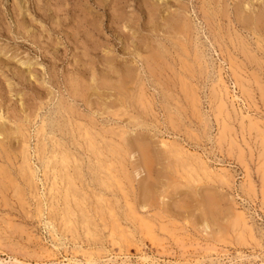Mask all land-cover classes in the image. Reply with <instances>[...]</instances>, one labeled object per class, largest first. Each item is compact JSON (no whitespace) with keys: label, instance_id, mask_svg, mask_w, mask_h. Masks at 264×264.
Masks as SVG:
<instances>
[{"label":"rangeland","instance_id":"obj_1","mask_svg":"<svg viewBox=\"0 0 264 264\" xmlns=\"http://www.w3.org/2000/svg\"><path fill=\"white\" fill-rule=\"evenodd\" d=\"M208 2L0 0V125L24 133L0 146V264L264 263V36L235 17L264 0Z\"/></svg>","mask_w":264,"mask_h":264},{"label":"bare ground","instance_id":"obj_2","mask_svg":"<svg viewBox=\"0 0 264 264\" xmlns=\"http://www.w3.org/2000/svg\"><path fill=\"white\" fill-rule=\"evenodd\" d=\"M166 1V0H165ZM209 2L208 3H206V4H211V3H213V5H214V0H208ZM163 2V1H162ZM203 2L205 3V0H203ZM207 2V1H206ZM259 2V1H258ZM166 3V2H165ZM217 3H218V1H217ZM203 4V3H202ZM203 5H205V4H203ZM183 6V5H182ZM187 7V6H186ZM204 7V6H203ZM214 7V6H213ZM213 7H212V9H213ZM230 7V6H229ZM164 8V7H163ZM205 8V7H204ZM207 8V7H206ZM205 8V9H206ZM235 8V7H234ZM240 8V7H239ZM244 8V7H243ZM209 9H210V7H209ZM208 9V10H209ZM216 9V8H215ZM214 9V10H215ZM163 10V9H162ZM207 10V9H206ZM217 11V10H216ZM218 11H219V9H218ZM177 12V11H176ZM186 12V11H185ZM203 12V11H202ZM208 13H210L211 14V12H209L208 11ZM214 13V12H213ZM212 13V14H213ZM206 14V13H205ZM210 14H208V15H210ZM219 17H221V18H227L228 16V14H227V12L226 11H222V13H220V11H219ZM230 14V13H229ZM161 15V14H160ZM218 15V14H217ZM216 15V16H217ZM232 15V14H231ZM119 16V15H118ZM181 16V15H180ZM179 16V17H180ZM214 16V15H213ZM123 17V16H122ZM215 17V16H214ZM235 17H236V20H237V22L239 23V24H241L242 25V27L244 28V29H242V30H245V29H248V28H250V27H255V31L258 33V34H261L262 36H264V10H260L258 13H256V16L255 17H253L251 14H250V12H247V11H241L240 9H237V10H235ZM115 18V17H114ZM118 18H120V17H118ZM117 18V19H118ZM168 18V17H167ZM176 18V17H175ZM189 18V17H188ZM208 18V17H207ZM180 19V18H179ZM213 19V18H212ZM120 20V19H119ZM181 20V19H180ZM209 20V19H208ZM217 20V19H216ZM218 20H220L219 18H218ZM217 20V21H218ZM230 20H232V19H230ZM152 21V20H151ZM174 21V20H173ZM216 21V22H217ZM223 21V20H222ZM226 21V20H225ZM191 22V21H190ZM189 22V23H190ZM210 23V22H209ZM213 23H214V21H213ZM232 23V22H231ZM171 24V23H170ZM218 25H219V23H217ZM175 25H176V29H175V31H177V33H178V35H183V36H185V34H187L188 33V29H187V26L186 25H184V23H176L175 22ZM211 25V24H210ZM151 26V25H150ZM191 26V25H190ZM212 26V25H211ZM220 26H222V25H220ZM230 26V25H229ZM236 26V25H235ZM175 27V26H174ZM216 28H217V26H215ZM169 28H171V27H169ZM172 29H173V27H172ZM192 29H194V28H192ZM214 29V28H213ZM167 30V29H166ZM209 30V29H208ZM212 30V29H211ZM217 30H218V28H217ZM196 31V30H195ZM221 31V30H220ZM212 32V31H211ZM214 32H216V30H214ZM218 32V31H217ZM176 33V34H177ZM197 33V32H196ZM219 33V32H218ZM217 33V36L219 35L220 36V34H218ZM249 33V32H248ZM254 33V32H253ZM241 34V33H240ZM246 34V33H245ZM171 35V34H170ZM194 35V34H193ZM197 35V34H196ZM214 35V34H213ZM257 35V34H256ZM169 36V35H168ZM167 36V37H168ZM177 36V35H176ZM175 37V36H174ZM182 37V36H181ZM212 37V36H211ZM224 37V36H223ZM229 37V40H231V44L234 46V41H233V39H231L230 38V36H228ZM236 37V36H235ZM180 38V37H179ZM192 38H193V36H192ZM217 38V37H216ZM262 38V37H261ZM237 39V38H236ZM211 40V39H210ZM186 41V40H185ZM216 41V40H215ZM220 41H221V39H220ZM247 41V40H246ZM262 41H263V39H262ZM184 42V41H183ZM217 42V41H216ZM244 42H245V40H244ZM243 42V39L240 41V43H241V53L243 54V55H246L247 54V52L244 50V49H246V47L244 46V43ZM191 43V42H190ZM193 43V42H192ZM198 43V42H197ZM211 43V42H210ZM221 43H222V41H221ZM228 43V42H227ZM238 43V42H237ZM257 43L259 44V48L261 47V45L260 44H262L261 43V40L260 39H258V41H257ZM155 44V43H154ZM159 44V43H158ZM226 44V43H225ZM230 44V43H229ZM249 44V43H248ZM157 45V44H156ZM155 45V46H156ZM197 45V44H196ZM223 45V44H222ZM227 45V44H226ZM263 45V44H262ZM154 46V47H155ZM169 46V45H168ZM173 46V45H172ZM185 45H183L182 47H184ZM189 46V45H188ZM187 46V47H188ZM224 46V45H223ZM249 46H251V45H249ZM157 47H159V46H157ZM163 47V46H162ZM178 47V46H177ZM197 47V46H196ZM203 47V46H202ZM236 47H237V45H236ZM170 48V47H169ZM198 48V47H197ZM205 48V47H204ZM227 48H229V47H227ZM251 48V47H250ZM258 48V47H257ZM160 49V48H159ZM163 49H164V47H163ZM174 49V48H173ZM203 49V48H202ZM237 50H238V47L236 48ZM249 49V48H248ZM247 49V50H248ZM157 50H158V48H157ZM161 50H162V48H161ZM184 50H186V49H184ZM183 50V51H184ZM206 50V49H205ZM236 50V51H237ZM146 51V50H145ZM176 51V50H175ZM177 51H179V50H177ZM199 50L197 49V52H198ZM227 51V50H226ZM234 51V50H233ZM147 52V51H146ZM159 52H160V50H159ZM163 51H161L160 53H156L155 55H153V58L156 60V61H161L162 60V55H161V53H162ZM171 52V51H170ZM180 52V51H179ZM184 52H186V51H184ZM195 52V51H194ZM229 52V51H228ZM251 52V51H250ZM164 53V52H163ZM189 53V52H188ZM193 53V52H192ZM198 53H200V52H198ZM205 53V52H204ZM230 53H231V51H230ZM239 53V52H238ZM237 53V54H238ZM229 54V53H228ZM261 54H263V53H261ZM139 55V54H138ZM259 55H260V53H259ZM264 55V54H263ZM164 56V55H163ZM182 56V55H181ZM187 56V55H186ZM185 56V57H186ZM200 56V54H198V57ZM205 56V55H204ZM247 56V55H246ZM190 57V56H189ZM195 57V56H194ZM196 57H197V55H196ZM222 57V56H221ZM224 57V56H223ZM252 58V57H251ZM167 59V58H166ZM190 59V58H189ZM192 59V58H191ZM195 59V58H194ZM193 59V60H194ZM229 59V58H228ZM198 60V59H197ZM200 60V59H199ZM199 60H198V62H199ZM233 60V59H232ZM245 60V59H244ZM252 60V59H251ZM175 61V60H174ZM201 61V60H200ZM248 61H250V60H248ZM198 62H197V64H198ZM202 62H204V61H202ZM234 62H236V61H234ZM252 62V61H251ZM201 63V62H200ZM231 63V65H234V63L231 61L230 62ZM248 63V62H247ZM255 63V62H254ZM256 63H258L257 61H256ZM108 64V63H107ZM132 64V63H131ZM180 64H181V62H180ZM196 64V65H197ZM246 64V63H245ZM250 64V63H249ZM248 64V65H249ZM27 65V64H26ZM170 65H172V64H170ZM195 65V64H194ZM194 65L191 63V65L190 64H188L186 61L183 63V66H182V68H184V70L185 71H190V70H193V67H194ZM230 65V66H231ZM247 65V64H246ZM259 65V64H258ZM29 66V65H28ZM179 66V65H178ZM243 66V65H242ZM252 66V65H251ZM127 67V66H126ZM180 67V66H179ZM244 67H246V66H244ZM128 68V67H127ZM178 68V67H177ZM259 68V67H258ZM264 68V67H263ZM207 69V68H206ZM223 69V68H222ZM120 70V69H119ZM172 70V69H171ZM165 71V70H164ZM260 71H262L261 69H260ZM175 72H176V70H175ZM199 72H200V70H199ZM113 73V72H112ZM179 73V72H178ZM181 73V72H180ZM264 75V74H263ZM186 76V75H185ZM159 77V76H158ZM105 78V77H104ZM114 78V77H113ZM246 78V77H245ZM110 79V78H109ZM115 79V78H114ZM129 79V78H128ZM108 80V79H107ZM255 80V79H254ZM130 81V80H129ZM196 81V80H195ZM102 82V81H101ZM259 82V81H258ZM130 83V82H129ZM138 83H139V81H138ZM220 83V82H219ZM247 83V82H246ZM249 83V82H248ZM107 84V83H106ZM78 85V84H77ZM86 85V84H85ZM105 85V84H104ZM117 85H118V82H117ZM134 85V84H133ZM252 85V84H251ZM99 86V85H98ZM102 86V85H101ZM113 86V85H112ZM112 86H111V89L110 90H112ZM119 86H121V84L119 85ZM123 86H125V84H123ZM123 86H121V87H123ZM226 86V85H225ZM87 87V86H86ZM103 88V87H102ZM95 89H96V87H95ZM98 89V88H97ZM215 89V88H214ZM133 90V89H132ZM81 91H83V90H81ZM93 91V90H92ZM107 91H108V89H107ZM106 91V92H107ZM119 91V90H118ZM135 91V90H134ZM189 91V90H188ZM75 92V91H74ZM112 92V91H111ZM121 92V91H120ZM137 92V91H136ZM144 93V92H143ZM74 94V93H73ZM84 94V93H83ZM140 94V93H139ZM100 95V94H99ZM100 96H102V95H100ZM116 96V95H115ZM187 96H188V94H187ZM194 96V95H193ZM148 97V96H147ZM92 98V97H91ZM104 98H105V95H104ZM125 98V97H124ZM123 98V99H124ZM100 99V98H99ZM189 99V98H188ZM196 99H198V98H195V97H192L191 98V100H190V104H191V106L194 108L195 107V104L197 103L196 101ZM86 100H87V98H86ZM109 100V99H108ZM129 100V99H128ZM134 101V100H133ZM109 102V101H108ZM129 102V101H128ZM130 102H131V100H130ZM119 103V102H118ZM125 103H127V102H125ZM149 103V102H148ZM128 104V103H127ZM131 104V103H130ZM133 105H131L130 107H132ZM104 107V106H103ZM226 107V106H225ZM68 108V107H67ZM70 108V107H69ZM142 108V107H141ZM227 108V107H226ZM72 109V108H71ZM103 109V108H102ZM195 109V108H194ZM220 109H222V107L220 108ZM70 111V110H69ZM190 111H191V109H190ZM147 112V111H146ZM222 112V111H221ZM60 113V112H59ZM69 113V112H68ZM96 113V112H95ZM169 113V112H168ZM180 113V112H179ZM63 114V113H62ZM75 114V113H74ZM64 115H65V113H64ZM58 116H60V115H58ZM144 116V115H143ZM67 118V117H66ZM62 119V118H61ZM78 119V118H77ZM29 122V121H28ZM65 122V121H64ZM73 122V121H72ZM85 122V121H84ZM90 122V121H89ZM244 122V121H243ZM66 123H67V120H66ZM259 123V122H258ZM74 124V123H73ZM5 126V125H4ZM4 126H2V125H0V137H2V141H0V146L2 147L3 145V143L2 142H4V141H11V137L14 139V138H16V139H19V138H24V133H23V129H22V127H20V126H18V127H16L14 130H6V128L4 127ZM44 127V126H43ZM73 128V127H72ZM93 128V127H92ZM9 129V128H8ZM11 129V128H10ZM43 130L44 129H42L41 131L43 132ZM59 130V129H58ZM40 131V130H39ZM27 132V131H26ZM72 132V131H71ZM83 133H84V131H83ZM90 133V132H89ZM76 135H77V133H76ZM14 136V137H13ZM97 136V135H96ZM27 137V136H26ZM51 137V136H50ZM87 137V139L88 140H86L85 138ZM82 138H84V140L86 141V143H87V145H88V149H89V151L90 152H92V155H94L95 156V161L97 160V161H99V158L101 157V156H103V154L101 153V152H99L98 150V148H96V146H95V144H96V142L95 141H93L91 138H90V135L87 133V132H85V135L82 137ZM75 139V138H74ZM24 141V140H23ZM27 141V140H26ZM80 141V140H79ZM101 141H102V139H101ZM6 142V143H7ZM94 142H95V144H94ZM99 142V141H98ZM25 143H27V142H25ZM47 143V142H46ZM63 143V142H62ZM72 143V142H71ZM164 143V142H163ZM23 144V143H22ZM21 144V145H22ZM73 144V143H72ZM9 145H10V143H9ZM51 145V144H50ZM64 145V144H63ZM109 145V144H108ZM111 145V144H110ZM165 147H167L166 146V144H163ZM75 146V145H74ZM117 146V145H116ZM173 146V145H172ZM25 147H26V145H25ZM24 147V148H25ZM111 147V146H110ZM56 148V147H55ZM174 148V147H173ZM6 149V148H5ZM11 149V148H10ZM166 149V148H165ZM7 150V149H6ZM26 150H28V147H27V149ZM69 150V149H68ZM101 150V149H100ZM7 151H9V149L7 150ZM23 151H25V150H23ZM104 151V150H103ZM108 151V150H107ZM167 151H169V150H167ZM174 151V157H175V164L177 163V167H178V169L177 170H179L180 168H182V169H184V164H185V161H184V159H183V152H182V150L181 149H178V148H176L175 147V149L173 150ZM43 152V151H42ZM45 152H46V150H45ZM87 152H88V150H87ZM110 152H111V155H113V156H120V152H119V150H115V149H112V151L110 150ZM26 153V152H25ZM48 153V152H47ZM56 153V152H55ZM61 153V152H60ZM13 154V153H12ZM16 154V153H15ZM43 154H45V153H43ZM42 154V155H43ZM8 155V154H7ZM41 155V156H42ZM85 155V154H84ZM185 155V154H184ZM3 156V155H2ZM25 156V155H24ZM58 156V155H57ZM69 156V155H68ZM109 156V155H108ZM5 157V156H4ZM27 157V156H26ZM61 157V156H60ZM127 157V156H126ZM25 158V157H24ZM55 158V157H54ZM124 158V157H123ZM173 158V157H172ZM44 159V158H43ZM48 159V158H47ZM46 159V160H47ZM57 159V158H56ZM61 162H62V164L61 165H63L64 167H67V164H69L68 163V160H69V157H67V156H62L61 158ZM101 159V158H100ZM116 159V158H115ZM143 159H144V165H145V167L147 168V171L148 170H151V168H152V161H151V159H149V157H148V155H147V151L146 150H143ZM51 160V159H50ZM112 160V159H111ZM6 161V160H5ZM24 161V165H25V168L23 169L22 167V169H23V171L24 172H22V175L20 174V172L21 171H17L18 172V175L19 176H21L22 177V180L24 181V183L26 184V183H29L30 184V179H31V176H32V174H31V172H30V168H29V166H28V161L27 160H23ZM48 161V160H47ZM56 161V160H55ZM81 161V160H80ZM84 161V160H83ZM13 162V161H12ZM51 162V161H50ZM73 162V161H72ZM78 162V161H77ZM3 163V162H2ZM43 163V162H42ZM41 163V164H42ZM74 163V162H73ZM98 163V162H97ZM50 164V163H49ZM54 164V163H53ZM81 165H82V163H81ZM187 165V164H186ZM10 166V165H9ZM60 166V165H59ZM91 166V165H90ZM198 166V165H197ZM205 166V165H204ZM46 167V166H45ZM78 167V166H77ZM52 168V167H51ZM145 168V169H146ZM45 169H47V168H45ZM68 169V168H67ZM83 169V168H82ZM90 169V168H89ZM29 171V173L27 174V171ZM69 170H70V168H69ZM79 170V169H78ZM98 170H99V172H101V173H105V172H107V171H109V168L107 167V163L105 162V161H102V162H100L99 161V167H98ZM190 170H192V169H190ZM210 170V169H209ZM112 171V170H111ZM117 171H118V169H117ZM55 172V171H54ZM66 172H67V170H66ZM76 172V171H75ZM78 173H79V171H77ZM96 172H98V171H96ZM198 172H199V170H198ZM63 173V172H62ZM202 173V172H201ZM204 173H205V175L206 176H208V173H207V171H206V169H204ZM48 174V173H47ZM90 174V173H89ZM109 174V173H108ZM118 174V173H117ZM200 174V173H199ZM221 174V173H220ZM0 175L2 176V178H4L5 180L7 179V176H6V171L4 170V166H3V168L2 167H0ZM17 175V176H18ZM56 175V174H55ZM83 175V174H82ZM102 175V174H101ZM123 175V174H122ZM150 175V174H149ZM189 175V174H188ZM91 176V175H90ZM93 176H94V174H93ZM97 176V175H96ZM100 176V175H99ZM196 176V175H195ZM210 176V175H209ZM79 177V176H78ZM103 176H101V178H102ZM81 178V177H80ZM86 178V177H85ZM100 178V179H101ZM190 178V177H189ZM212 178V177H211ZM9 179V178H8ZM96 179H98V178H96ZM122 179V178H121ZM120 179V180H121ZM59 180V179H58ZM60 180H61V178H60ZM66 180H67V184H69V188L66 190V193H65V200H66V202H65V204H67L68 203V199L69 198H73V199H75V201H78V199H77V196H80V195H76V193H75V190L73 191L72 190V186H74V185H71L72 183H73V179H72V177H69V176H66ZM78 180V179H77ZM80 180V179H79ZM90 180V179H89ZM94 180V179H93ZM107 180H108V178L105 176V177H103L100 181H102V184H104V182L106 181L107 182ZM111 180V179H110ZM126 180V179H125ZM22 181V182H23ZM55 181V180H54ZM95 181H97V180H95ZM5 182V181H4ZM9 182V181H8ZM64 182H66V181H64ZM63 182V183H64ZM82 182V181H81ZM105 182V183H106ZM111 182V181H110ZM129 182V181H128ZM10 183V182H9ZM95 183V182H94ZM118 183V182H117ZM197 183V182H196ZM18 184V183H17ZM54 184V183H53ZM62 183H60L59 184V186L61 185ZM98 184V183H97ZM28 185V184H27ZM32 185V184H31ZM52 185V184H51ZM88 185H89V183H88ZM105 185H107V184H105ZM56 186V185H55ZM95 186V185H94ZM103 186V185H102ZM118 186V185H117ZM26 187V186H25ZM29 187V186H28ZM75 187V186H74ZM105 187H109V186H105ZM111 188H112V186H110ZM103 188V187H102ZM30 189V188H29ZM58 189V188H57ZM76 189V188H75ZM104 189V188H103ZM103 189H102V191H103ZM17 190V189H16ZM52 191V190H51ZM110 192H111V190H110ZM58 193H60V192H58ZM79 193V192H78ZM105 193V192H104ZM54 194V193H53ZM149 194V193H148ZM22 195V194H21ZM23 197V196H22ZM21 197V199H23ZM84 198V197H83ZM85 199V198H84ZM99 199V198H98ZM106 199V198H105ZM79 200H80V198H79ZM83 200V199H82ZM101 200V199H100ZM149 200V199H148ZM117 201V200H116ZM104 202V201H103ZM63 203V202H62ZM74 203V202H73ZM83 204V203H85L84 201L82 202L81 200L79 201V203L78 204ZM64 204V203H63ZM75 204V203H74ZM104 204V203H103ZM57 205V204H56ZM127 205V204H126ZM68 206V205H67ZM78 206V205H77ZM76 206V207H77ZM112 206V205H111ZM73 207V206H72ZM82 207V206H81ZM117 207V206H116ZM68 208V207H67ZM70 208V207H69ZM77 208H79V207H77ZM101 208V207H100ZM100 210V209H99ZM65 211V210H64ZM63 211V212H64ZM67 211V210H66ZM87 211V210H86ZM131 211V210H130ZM132 212V211H131ZM133 213V212H132ZM130 214V215H133L134 216V213L133 214ZM66 215L65 216H67V217H72L73 216V211H71V209H68V211H67V213H65ZM96 215V214H95ZM80 217V216H79ZM127 217V216H126ZM65 219H66V217H64ZM74 218V217H73ZM81 218V217H80ZM64 219V220H65ZM85 219V218H84ZM142 219V218H141ZM54 220V219H53ZM70 220V219H69ZM88 220H89V218H88ZM103 220V219H102ZM76 221V220H75ZM116 221V220H115ZM135 221V220H134ZM137 221V220H136ZM67 222V221H66ZM66 222H64V223H66ZM71 224V222H68V224ZM53 224V223H52ZM77 224V223H76ZM75 224V225H76ZM112 224V223H111ZM145 224H146V222H145ZM66 225V224H65ZM83 225V224H82ZM88 225V224H87ZM69 226V225H68ZM93 226V225H92ZM71 227V226H70ZM82 227V226H81ZM85 227V226H84ZM88 227V226H87ZM206 227V226H205ZM149 228H151V227H148L147 226V228L146 229H148L147 231H149L150 229ZM95 229V228H94ZM207 229V228H206ZM70 230V229H69ZM75 230V229H74ZM88 230V229H87ZM143 230V229H142ZM68 231V230H67ZM73 231V230H72ZM76 232V231H75ZM86 232V231H85ZM84 232V233H85ZM92 232H94V231H92ZM74 233V232H73ZM77 233V232H76ZM87 233V232H86ZM91 234V233H90ZM73 236V235H72ZM96 236V235H95ZM109 237V236H108ZM95 240V239H94ZM97 240V239H96ZM96 243V242H95ZM262 264H264V263H262Z\"/></svg>","mask_w":264,"mask_h":264}]
</instances>
